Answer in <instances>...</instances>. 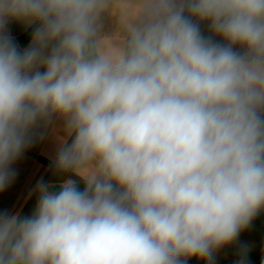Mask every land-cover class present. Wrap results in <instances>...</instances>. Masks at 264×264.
<instances>
[{
    "label": "clouds",
    "instance_id": "9594fccd",
    "mask_svg": "<svg viewBox=\"0 0 264 264\" xmlns=\"http://www.w3.org/2000/svg\"><path fill=\"white\" fill-rule=\"evenodd\" d=\"M122 7L104 48L113 0H0V190L53 116L72 137L56 168L86 184L40 183L32 215H0V264H186L264 209V0ZM9 21L36 25L28 48Z\"/></svg>",
    "mask_w": 264,
    "mask_h": 264
},
{
    "label": "crops",
    "instance_id": "0c3cea01",
    "mask_svg": "<svg viewBox=\"0 0 264 264\" xmlns=\"http://www.w3.org/2000/svg\"><path fill=\"white\" fill-rule=\"evenodd\" d=\"M138 0H113L111 14L103 20V28L98 39L102 47H117L124 39L123 5L132 11ZM17 21H9L6 31L20 50L26 45L21 37L32 27ZM201 33L213 41L223 43L215 36L207 22L199 23ZM40 68V71H43ZM29 145L12 164L15 173L11 182L0 190V215L24 218L32 215L39 196L38 185L44 183L49 190L60 188L67 180L76 182V186L86 187L85 181L71 171L56 168L55 160L63 142L71 143L65 131V122L58 116L40 121L31 132ZM196 264H264V209H262L231 243L215 250L208 259L198 258Z\"/></svg>",
    "mask_w": 264,
    "mask_h": 264
},
{
    "label": "trees",
    "instance_id": "16d2710c",
    "mask_svg": "<svg viewBox=\"0 0 264 264\" xmlns=\"http://www.w3.org/2000/svg\"><path fill=\"white\" fill-rule=\"evenodd\" d=\"M36 25H34L26 34H24L21 37V42L23 45H26L28 43V41L32 38L33 32L35 30ZM78 188L80 190H83V187H79ZM60 188H54L52 191H59ZM199 257L193 256V257H189L186 258V264H196V262L198 261Z\"/></svg>",
    "mask_w": 264,
    "mask_h": 264
}]
</instances>
